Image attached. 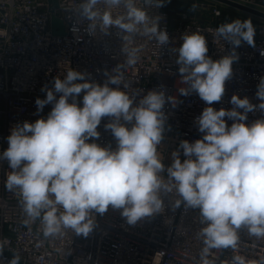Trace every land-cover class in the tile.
<instances>
[{
	"label": "clouds",
	"instance_id": "obj_1",
	"mask_svg": "<svg viewBox=\"0 0 264 264\" xmlns=\"http://www.w3.org/2000/svg\"><path fill=\"white\" fill-rule=\"evenodd\" d=\"M167 2L82 0L76 11L88 21L85 33L110 35L115 29L125 59L103 70L102 83L87 71L69 68L63 78H53L51 87L42 86L45 96L36 98L35 114L48 105L51 110L34 122L13 125L8 146L0 152V161H7L10 169L5 188L18 192L24 224L39 220L46 238L66 230L88 238L97 228V214L103 216L109 208L132 227L166 210L191 209L198 211L202 225L197 235L203 247L196 264H217L216 251L226 249L234 255L222 264H264V254L258 259L239 254L241 230L264 240V75L256 85L257 103L234 93L230 108L213 106L222 101L226 83L234 77L238 49L244 44L255 48L256 29L250 18L218 26L215 39L228 45L219 59L208 54L200 31L183 33L180 45L173 47L160 26L162 16L150 14ZM120 8L123 12L114 15ZM70 30L77 41L82 38L76 35L79 28ZM6 35L0 30V37ZM136 36L154 40L160 48L170 46L176 54L182 85L178 94H168L164 85L130 90L125 72L139 62L142 51L133 46ZM193 94L206 105L193 121L201 136L181 139L171 163L165 164L158 147L171 131L166 106L175 110L183 103L180 97ZM257 112L261 116L249 122V114ZM105 118L103 128L115 147L97 142ZM5 243L0 241V256ZM8 264H19V256Z\"/></svg>",
	"mask_w": 264,
	"mask_h": 264
},
{
	"label": "built area",
	"instance_id": "obj_2",
	"mask_svg": "<svg viewBox=\"0 0 264 264\" xmlns=\"http://www.w3.org/2000/svg\"><path fill=\"white\" fill-rule=\"evenodd\" d=\"M229 1L264 13V0ZM58 3L55 15L64 24L66 35L63 37L52 33L53 14L48 0H0V30L7 33L0 37V152L8 146L6 138L13 125L25 120L34 122L51 110L48 105L42 113L35 114L36 98L45 96L41 92L42 86L51 87L53 78H63L69 68L87 71L102 83L103 70H110L125 59L115 29L110 35H103L99 30L93 36L85 33L88 21L76 11L82 0H59ZM203 6L211 7L215 16L221 14L216 5ZM97 7L104 10L105 5ZM122 12L123 8L113 10L114 15ZM150 14L162 16L160 26L173 39L171 46L180 45L183 33L200 31L207 38L208 54L213 59L226 54L228 45L215 39L219 25L201 24L189 20L186 14L180 17L179 23L173 24L164 6L150 9ZM73 27L79 28L76 33L82 37L79 41L70 30ZM133 46H140L142 51L139 62L125 72L130 90L146 92L164 85L168 94H178L177 88L182 85L175 63L176 54L169 51L170 46L160 48L154 40L142 36L135 37ZM238 52L240 59L233 65L234 77L226 83L222 101L213 105L217 109L230 108L229 100L234 93L241 97L247 95L257 103L256 85L258 78L264 75V20L259 21L255 48L244 44ZM97 69L101 71L97 72ZM180 99L183 103L175 110L166 106L171 112L168 121L171 131L158 147L165 164L171 163V152L181 139L194 141L201 136L193 121L205 103L195 94ZM260 116L259 112L250 113L249 122ZM105 122L107 118L98 129L101 137L97 142L101 145L111 143L115 147L111 133L103 128ZM9 172L7 161H0V241L6 242L0 264H8L13 256H19V264H196L199 259L203 243L197 233L202 225L198 211L191 209L186 213L183 209L174 213L166 210L132 227L126 224L118 210L109 208L103 216L97 214V228L88 238L77 237L71 230H66L62 236L46 238L39 220L24 224L25 214L18 192L5 188ZM240 235L239 254L248 259H258V254H264V240L249 238L243 230ZM233 255L231 249L216 251L217 264L231 261Z\"/></svg>",
	"mask_w": 264,
	"mask_h": 264
},
{
	"label": "rangeland",
	"instance_id": "obj_3",
	"mask_svg": "<svg viewBox=\"0 0 264 264\" xmlns=\"http://www.w3.org/2000/svg\"><path fill=\"white\" fill-rule=\"evenodd\" d=\"M207 4L220 7L221 14L219 16H215L212 12L211 7L206 8L205 6H203ZM192 5L196 6L194 11L191 10ZM164 8H166V10L170 13L173 24L179 23L180 17L183 14L188 15L189 20L191 19L192 21H196L201 24L212 23L219 26L223 23L231 22L236 19H240L243 21L250 18L257 31L260 21V19L255 16L208 0H168ZM184 11H186L187 13H184Z\"/></svg>",
	"mask_w": 264,
	"mask_h": 264
},
{
	"label": "water",
	"instance_id": "obj_4",
	"mask_svg": "<svg viewBox=\"0 0 264 264\" xmlns=\"http://www.w3.org/2000/svg\"><path fill=\"white\" fill-rule=\"evenodd\" d=\"M208 1H212V2H215L217 4L233 8V9L241 11L243 13L255 16V17L259 18L260 20H264V13L257 11L256 9L254 10V9L249 8V7L242 6V5L239 6V4L232 2V1H229V0H208ZM58 2H59V0H48V3L51 7V12L53 14L52 15L53 19H51V26H52V33L54 34V36L63 37L66 35L64 24L55 15V12L59 8Z\"/></svg>",
	"mask_w": 264,
	"mask_h": 264
},
{
	"label": "bare ground",
	"instance_id": "obj_5",
	"mask_svg": "<svg viewBox=\"0 0 264 264\" xmlns=\"http://www.w3.org/2000/svg\"><path fill=\"white\" fill-rule=\"evenodd\" d=\"M164 152V151H163ZM160 155H161V157H163L164 155L162 154V151L161 152H158Z\"/></svg>",
	"mask_w": 264,
	"mask_h": 264
},
{
	"label": "crops",
	"instance_id": "obj_6",
	"mask_svg": "<svg viewBox=\"0 0 264 264\" xmlns=\"http://www.w3.org/2000/svg\"><path fill=\"white\" fill-rule=\"evenodd\" d=\"M170 1V0H169ZM171 3V2H170ZM166 6V5H165ZM166 9V8H165ZM184 13H187L186 11H184Z\"/></svg>",
	"mask_w": 264,
	"mask_h": 264
}]
</instances>
